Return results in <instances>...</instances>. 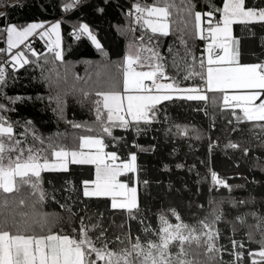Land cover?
Listing matches in <instances>:
<instances>
[{
	"label": "snow or ice",
	"instance_id": "6c2138e0",
	"mask_svg": "<svg viewBox=\"0 0 264 264\" xmlns=\"http://www.w3.org/2000/svg\"><path fill=\"white\" fill-rule=\"evenodd\" d=\"M27 6L22 0H0L4 9L0 21L5 22L0 37L6 45L0 48V55L7 57L0 63V192L5 194L0 203V264H264V176L251 181L244 177L245 184H232L210 166L212 154L220 149L229 159L239 153L264 173V34L259 36L260 51L251 52L254 61H244L245 44L256 39L257 28L264 33V0H222V6L212 0H205L204 6L198 0L119 4L122 10L126 8L122 12L125 23L115 27L128 43L118 62L111 60L88 23L73 24L69 35L77 42L86 38L99 54L97 69L111 65L120 74L109 87L99 86L98 80V86L80 89L79 95L75 89L57 90L53 95L54 87L59 88L60 73L53 68L45 75V66L56 62L63 65L66 82L73 65L65 57L62 23L89 9L104 16L114 6L112 0H54L52 6L63 14L61 19L13 23L9 9ZM237 25L239 35L234 34ZM174 31L180 50L169 45L166 56L160 50L161 38ZM29 38L43 41L47 52L25 45ZM197 41L205 43L199 55ZM21 45L31 56L21 50ZM84 63L91 66L93 61ZM26 66L40 69L47 96H9L4 91L9 67L15 83L16 73ZM73 76L77 81L82 79L75 73ZM70 98L81 107L88 105L94 115L91 124L66 120ZM34 99L41 103L47 100L46 107L57 122L83 128L87 134L76 137L75 146L70 148L58 142L62 136L59 132L44 137L31 119H11L9 114L16 112L17 103ZM166 102H184L179 106L187 104L203 112L209 120L207 135L201 128L173 120ZM218 121H222L219 126ZM156 124L164 126L166 137L190 141L206 138L207 157L199 160L206 173L202 175L195 163L187 171L195 173V185L210 177L207 191L226 190L229 196H211L206 208L193 202L188 220L174 206L153 213V220L148 215L152 210L141 206L139 185L147 189L150 181L141 176L137 160L139 152L155 151V147L145 148L135 137L146 135ZM117 129L122 134H114ZM123 133L133 136L131 144ZM253 146L260 151L259 156H253ZM125 148L127 153L122 154ZM71 166L94 172V178L73 179ZM176 168L184 165L177 164ZM44 173L66 174L58 188L52 186L51 195L45 187L51 181ZM250 184L260 187L259 202L256 194L245 199L231 197L234 189ZM23 186L35 197L34 210L51 199L62 212L50 215L34 211L29 216L10 211L9 196L19 193ZM199 194L196 187L193 195ZM117 214L122 218L119 223ZM221 225L230 228L232 235L224 236ZM244 230L248 244L258 245L256 250L246 249L245 241L235 238ZM223 239L229 244L222 243Z\"/></svg>",
	"mask_w": 264,
	"mask_h": 264
},
{
	"label": "trees",
	"instance_id": "16d2710c",
	"mask_svg": "<svg viewBox=\"0 0 264 264\" xmlns=\"http://www.w3.org/2000/svg\"><path fill=\"white\" fill-rule=\"evenodd\" d=\"M12 0H9L11 3ZM23 3L27 4V7L9 9V18L13 23L24 25L29 22L37 20L55 21L61 19L62 13L52 6L54 0H22ZM113 7L106 11L104 16L94 13L92 10L81 12L78 15L71 16V19H65L62 23V36L63 46L65 49L66 60L70 62L73 67L67 74V81L63 79L65 76V68L60 65L59 62L55 64L49 63L45 66V75H48L49 70L55 68L60 73L59 88L53 89V95L57 90H69L75 89L77 95H79L80 89L90 90L97 85V81H100L99 86L109 87L113 80L118 81L120 79L119 71L115 66H109L103 69H97L96 62L100 60L99 54L95 48L91 45L90 41L83 38L81 42L75 41L69 33L72 31V25L78 22L88 23L90 27L98 34V38L101 40L106 51L109 52L112 61L118 62L126 51L128 40L119 35L116 31V25L124 24L125 17L122 12L126 11L121 9L117 5L119 4H130L132 0H112ZM151 2V0H150ZM177 3L180 0H176ZM201 6L205 5V0H198ZM217 6H222V0H212ZM41 4L47 5L48 7H41ZM3 7H0V11H3ZM71 15V14H69ZM4 21H0V27H3ZM175 29V25L173 26ZM257 37L254 41L249 40L245 44L246 55L244 57L245 62H253L255 57L251 55L252 51L259 52V36L264 34L259 28L256 29ZM234 34H240V26H234ZM169 45H173L175 50H180L178 33L175 31L168 37L161 38L160 50L162 54L168 55L167 48ZM28 46L34 48L37 52H47L44 44L37 38H32L29 41ZM5 47L4 37H0V48ZM197 55L205 47V43L202 41L196 42ZM29 56L31 53L28 52L26 46L21 47ZM2 56V55H0ZM84 61H93L91 66L84 63ZM9 82L8 87L4 91L9 96H33L37 95L47 96L48 88L44 85L40 77V69L34 66H26L16 73L18 79L15 83L12 82L11 76L12 71L9 67ZM97 72H100V76H97ZM73 73L80 76L82 79L79 81L75 80ZM91 77L89 79L88 77ZM52 78L55 80V73H52ZM190 83V82H189ZM211 95V94H209ZM168 103V114L169 116L178 123L189 124L190 126H196L201 128L205 136L207 135L209 120L203 114V112H196L192 108H189L187 104L180 107V104L184 102H177L176 104ZM47 100L44 103L33 100L31 102L25 101L23 103H17L15 105L16 112L10 113L12 120L23 121L25 119H31L34 122V126L39 134L44 137L53 135L54 133H61L60 143L65 144L68 147H73L76 144V137L81 134H87L83 128L75 129L70 123L65 121L57 122L55 115L50 108L46 107ZM54 107V105H53ZM211 112V109H209ZM67 121L75 123H88L91 124L94 115L89 111V107L86 104L81 107L80 104L76 103L70 98L68 107L65 112ZM222 121H218V126ZM161 124L154 125L153 130L149 131L146 135L135 137L136 143L143 145L145 148L155 147V151L139 152L137 163L141 168V176L147 178L150 181V185L147 189L142 184L139 185L138 193L141 200L142 208H148L152 211L148 214L153 217V213L160 211L161 209L167 208L168 206L177 207L184 218L188 220L189 211L191 207H194L193 202L203 204L207 207V201L211 196L217 198L223 194L228 197L229 194L226 190L220 192L209 193L207 191L210 184L209 180L201 185H195V173H189L187 168L189 165L195 163L201 174L206 173V169L199 163V160H203L207 157V139L201 141L187 140L178 137H166ZM156 129H160L156 131ZM116 135L122 134V130H115ZM128 138V143L131 144L133 136L128 133H123ZM28 143H32L29 137ZM189 144L193 145V148L189 147ZM253 156H259L260 151L253 146ZM111 150V149H106ZM127 153V148L123 149L122 154ZM230 155H232L230 153ZM199 158V159H198ZM177 164H183L184 168H176ZM239 164V167L235 165ZM165 165L168 166V170H165ZM210 166L221 175L229 178V183L232 184H245L244 177H247L249 181L254 178L259 180L264 173H261L259 169L252 167V161L248 158L240 157L239 153L232 155L229 159L228 155H225L223 151L217 149L211 157ZM87 166H85L86 168ZM72 178L79 179L81 177H87L92 175L94 178V172L89 173L80 166H71ZM47 181L51 183H45V187L48 189L51 195L52 186L55 185L57 188L63 183V177L66 174L62 173H44ZM122 180H126L125 177H121ZM187 185V188L185 187ZM200 188V194L194 196L193 192L195 188ZM31 190L27 186H23L19 193L11 194L9 196L10 211H22L26 212L31 216L33 212L36 213H47L54 215L61 213L62 209L59 208L58 204L51 199L47 200L43 205H36L35 210L32 207L35 197L30 195ZM261 189L258 185L250 184L244 188H236L231 193L233 199H245L250 194L257 195V201L260 199ZM4 195L0 192V203L4 199ZM59 198V193H57ZM23 199L24 205H20L19 201ZM101 210L103 208L101 207ZM244 210V209H242ZM0 211H3L0 209ZM122 218L117 214L116 222L119 223ZM154 220V217H153ZM251 222V221H250ZM135 222H133V232L136 231ZM58 230V229H56ZM221 230L224 236H231V229L225 228L221 225ZM245 231H240L236 234L235 238L238 240L243 239L245 241V248H251L256 250L258 245L248 244ZM222 243L229 244L227 239H223ZM225 260L228 259L227 253L224 254Z\"/></svg>",
	"mask_w": 264,
	"mask_h": 264
},
{
	"label": "built area",
	"instance_id": "2783aa9c",
	"mask_svg": "<svg viewBox=\"0 0 264 264\" xmlns=\"http://www.w3.org/2000/svg\"><path fill=\"white\" fill-rule=\"evenodd\" d=\"M6 58H7V57L4 56V55L0 56V63H2Z\"/></svg>",
	"mask_w": 264,
	"mask_h": 264
},
{
	"label": "rangeland",
	"instance_id": "374dc122",
	"mask_svg": "<svg viewBox=\"0 0 264 264\" xmlns=\"http://www.w3.org/2000/svg\"><path fill=\"white\" fill-rule=\"evenodd\" d=\"M30 39H32V38H29V40L25 42V45H28V44H29ZM37 39H39V38H37ZM25 45H21V47H22V46H25ZM5 46H6V45H5ZM21 50H22V49H21ZM13 51H16V50H13Z\"/></svg>",
	"mask_w": 264,
	"mask_h": 264
},
{
	"label": "crops",
	"instance_id": "0c3cea01",
	"mask_svg": "<svg viewBox=\"0 0 264 264\" xmlns=\"http://www.w3.org/2000/svg\"><path fill=\"white\" fill-rule=\"evenodd\" d=\"M39 40V39H38ZM41 41V40H40ZM43 44H44V42L43 41H41ZM259 102V101H258Z\"/></svg>",
	"mask_w": 264,
	"mask_h": 264
}]
</instances>
